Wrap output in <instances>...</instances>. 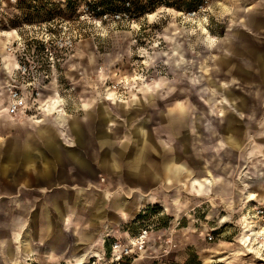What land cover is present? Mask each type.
<instances>
[{"label":"rangeland","instance_id":"1","mask_svg":"<svg viewBox=\"0 0 264 264\" xmlns=\"http://www.w3.org/2000/svg\"><path fill=\"white\" fill-rule=\"evenodd\" d=\"M98 1L0 0L8 29L33 25L51 42L40 70L65 125L53 110L39 123L70 142L75 124L94 156L117 154V172L97 170L86 191L122 201L123 217L104 256L88 261L264 264V0H126L113 13ZM24 120L0 122V145L29 129L13 125L33 121ZM136 147L146 162L175 158L182 170L133 177L121 158ZM115 242L126 256L112 255Z\"/></svg>","mask_w":264,"mask_h":264},{"label":"crops","instance_id":"2","mask_svg":"<svg viewBox=\"0 0 264 264\" xmlns=\"http://www.w3.org/2000/svg\"><path fill=\"white\" fill-rule=\"evenodd\" d=\"M259 59L264 76V57ZM5 105L2 96L0 122L10 121ZM54 119L65 125L63 113ZM13 125L29 129L5 135L0 145V264H88L102 258L124 208L117 198L94 197L86 185L97 170L117 172V154L106 146L94 156L87 150L93 139L75 124L68 125L71 142L54 133L48 119ZM176 127L180 131L182 123ZM97 139L107 145V135ZM121 159L126 172L142 181L182 170L175 158L146 162L138 147Z\"/></svg>","mask_w":264,"mask_h":264},{"label":"built area","instance_id":"3","mask_svg":"<svg viewBox=\"0 0 264 264\" xmlns=\"http://www.w3.org/2000/svg\"><path fill=\"white\" fill-rule=\"evenodd\" d=\"M190 16L195 13H188ZM63 42L59 45L64 47ZM51 42L37 37L33 25L8 29L0 21V95L6 103L11 120L29 119L40 121L51 109L53 100L45 98L47 77L45 70L53 61ZM43 65V66H42ZM49 103V108L46 104ZM39 119V120H38ZM145 234L135 241L141 250L146 243ZM112 255L126 256L129 248L115 242Z\"/></svg>","mask_w":264,"mask_h":264},{"label":"trees","instance_id":"4","mask_svg":"<svg viewBox=\"0 0 264 264\" xmlns=\"http://www.w3.org/2000/svg\"><path fill=\"white\" fill-rule=\"evenodd\" d=\"M100 5L101 8L109 6V13L121 12L125 10L126 0H100L97 2V5ZM96 8V7H95Z\"/></svg>","mask_w":264,"mask_h":264},{"label":"bare ground","instance_id":"5","mask_svg":"<svg viewBox=\"0 0 264 264\" xmlns=\"http://www.w3.org/2000/svg\"><path fill=\"white\" fill-rule=\"evenodd\" d=\"M47 102H50V100L48 99ZM59 106H60V100L59 99H54L51 102V109L54 111V113H57V114L62 113L61 109H57ZM46 108H49V103L46 104ZM32 122H37V120H33ZM95 258H99L100 259V257H95ZM88 264H91V263L88 262Z\"/></svg>","mask_w":264,"mask_h":264}]
</instances>
